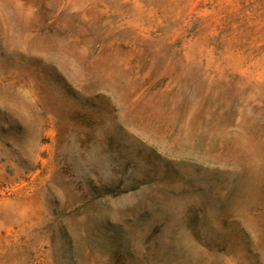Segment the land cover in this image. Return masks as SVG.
<instances>
[{"label":"rangeland","instance_id":"1","mask_svg":"<svg viewBox=\"0 0 264 264\" xmlns=\"http://www.w3.org/2000/svg\"><path fill=\"white\" fill-rule=\"evenodd\" d=\"M0 264H264V0H0Z\"/></svg>","mask_w":264,"mask_h":264}]
</instances>
